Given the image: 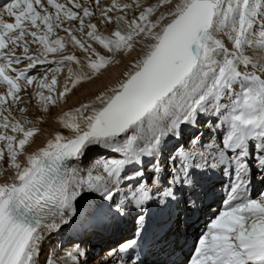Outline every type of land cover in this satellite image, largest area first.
Masks as SVG:
<instances>
[{"label": "snow or ice", "instance_id": "6c2138e0", "mask_svg": "<svg viewBox=\"0 0 264 264\" xmlns=\"http://www.w3.org/2000/svg\"><path fill=\"white\" fill-rule=\"evenodd\" d=\"M137 47L111 95L64 112L58 120L70 134L32 150L43 116L30 118L29 104L50 113ZM6 173L0 264H41L42 254L43 264H87L75 238L110 231L129 209L139 210L133 238L104 261L145 264L149 233L163 239L173 213L201 211L209 197L219 208L206 205L187 264H264V0H7ZM62 237L71 247L49 254Z\"/></svg>", "mask_w": 264, "mask_h": 264}, {"label": "bare ground", "instance_id": "6f19581e", "mask_svg": "<svg viewBox=\"0 0 264 264\" xmlns=\"http://www.w3.org/2000/svg\"><path fill=\"white\" fill-rule=\"evenodd\" d=\"M7 0H0V7L3 6L4 3H6ZM146 3H151L153 0H145ZM175 2V0H173ZM7 19V17H5ZM61 35L63 33L61 32ZM98 50L101 51L102 54H108L106 50L99 48ZM141 54L140 48L137 47L130 55L124 54V53H119L116 55L115 60L112 64H110L108 67L105 69H102L101 72L97 75H94L91 80H86L82 81L76 89L73 90L72 93H70L65 101H62L58 106H55L53 109L50 110V113H42L40 110L37 109L35 106V102L33 101L31 104L28 105L29 112L27 115L30 118H35L37 116H43V120L37 125L42 129V132L37 133L35 143L32 145V150L43 146L46 141L51 138L54 134L57 132H61L64 135H69V131L67 129H64L62 125L60 124L58 117L62 115L64 112H67L75 107H79L80 103H89L90 101L94 100L96 96L100 95L101 93H105L107 95H111V89L115 87L118 82L122 81L125 79L124 73L126 71L131 70L130 68V62L133 61L135 58H137ZM79 55V53H77ZM116 61H119L117 63ZM61 81L64 79L63 75L61 76ZM96 107H99L100 105L97 104L95 105ZM185 147H189L188 144H185ZM91 161H85V164L82 166H90ZM10 173H6L5 176L0 177V181H3L6 179ZM146 183H150L149 180L145 181ZM151 186V183L149 184ZM153 196L156 195L155 191L152 193ZM212 197H209L207 201H204L201 204V211H194V212H199V217H195L193 215L194 212L184 214L190 215L192 221H189L187 224V229H190L191 225L193 224L192 222H195V225H198V227H195V233H199L201 228L200 223H204L205 220H207L206 212H207V204H211L213 209H218L219 205L217 204H212ZM129 211H132L133 215H136V212L139 210L133 211L132 209H129ZM142 214V213H141ZM175 213H173L172 217H174ZM132 216V217H134ZM164 219H167L165 216ZM172 221L171 220L168 222V224ZM174 222H172V228H174ZM182 228V227H181ZM186 229V238L190 236V234L187 232ZM118 230L114 226L110 231L107 232H96V233H90V234H85L79 238H75V242L79 243L81 245V249L85 253V255L82 257V259L87 261V264H105L104 258L108 255L110 251H113L115 248L118 247V245L125 241L126 239L131 238V236L126 235L123 239H117L115 233H117ZM181 232L178 233L176 231H173L168 237H172V239L169 241L170 244L176 245V249L182 250L183 253L187 254L188 251L183 250L182 248H185L186 238L182 239ZM184 234V233H183ZM175 239V241H174ZM182 239V240H181ZM93 240V246L94 248L98 246V249L96 251L91 250L90 247H87V243ZM181 241L182 243L180 244H175V242ZM91 245V246H92ZM191 246V245H190ZM189 246V247H190ZM71 244L66 242V238H57L54 239L50 245L48 252L51 254L52 249H55L56 253L60 256L63 255V252L65 249L70 248ZM191 248V247H190ZM189 248V249H190ZM102 252V255H101ZM182 257V255H181ZM113 260V264H118V261L114 260L113 258H109ZM164 261H176L178 264L182 263V259L179 258L177 259L176 257L171 259V260H164ZM155 260H146L145 264H156ZM41 264H43V254L41 257Z\"/></svg>", "mask_w": 264, "mask_h": 264}, {"label": "rangeland", "instance_id": "374dc122", "mask_svg": "<svg viewBox=\"0 0 264 264\" xmlns=\"http://www.w3.org/2000/svg\"><path fill=\"white\" fill-rule=\"evenodd\" d=\"M205 140H207V136H205ZM149 182L151 183V181L149 180ZM149 183V184H150ZM212 206V205H211ZM204 226V225H203ZM203 226H202V228H203ZM197 234H199V233H197ZM101 255H102V252H101Z\"/></svg>", "mask_w": 264, "mask_h": 264}]
</instances>
